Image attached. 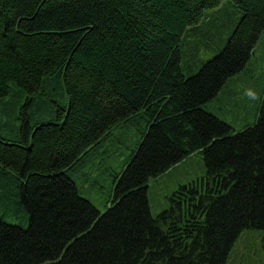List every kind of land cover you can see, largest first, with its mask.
I'll use <instances>...</instances> for the list:
<instances>
[{"label": "trees", "instance_id": "obj_1", "mask_svg": "<svg viewBox=\"0 0 264 264\" xmlns=\"http://www.w3.org/2000/svg\"><path fill=\"white\" fill-rule=\"evenodd\" d=\"M224 3L241 19L188 75L182 39ZM263 33L264 0H0V208L30 216L27 228L0 220V264H228L244 230L264 232V180L249 173L264 166V99L250 98L261 112L242 130L204 106L247 71ZM38 94L55 121L31 122ZM140 115L142 141L101 214L67 172ZM192 155L207 177L154 217L151 179Z\"/></svg>", "mask_w": 264, "mask_h": 264}, {"label": "rangeland", "instance_id": "obj_2", "mask_svg": "<svg viewBox=\"0 0 264 264\" xmlns=\"http://www.w3.org/2000/svg\"><path fill=\"white\" fill-rule=\"evenodd\" d=\"M241 16L240 10L229 3H224L220 8L209 11V18L207 13L204 21L187 32L182 39L184 42L182 55L187 60L185 68L188 75L198 73L209 59H213L224 49ZM254 56L247 71L235 79L230 78L218 96L204 106L206 111L236 130L253 124L261 112L259 102L252 104L249 100L251 97L260 102L264 99L262 89L257 92L260 87L264 88V79L261 80V85L257 83L258 74H264V33ZM248 81H250L248 88L253 96L246 93L247 91L243 93ZM49 99L38 94L30 100L32 104L28 114L33 124L57 119V106L53 107L48 102ZM53 100L60 105L63 104L61 98ZM68 102L69 97L66 94V103ZM26 104L27 101L24 107ZM49 110L52 112L49 113ZM126 124L114 129L90 151L91 153L81 159L77 166L79 172L72 173V170L67 172L76 181L81 196L90 201L101 214L107 211L109 202L114 199L116 177L123 172L125 165L139 147L142 141L141 132L147 127V120L140 115ZM205 175L207 177L206 165L202 156L198 155L163 177L151 179L148 197L152 215L157 218L170 209V198L181 185ZM0 220L27 228L30 216L20 207L10 210L4 206L0 208ZM228 264H264V232L260 229L244 230L231 251Z\"/></svg>", "mask_w": 264, "mask_h": 264}, {"label": "snow or ice", "instance_id": "obj_3", "mask_svg": "<svg viewBox=\"0 0 264 264\" xmlns=\"http://www.w3.org/2000/svg\"><path fill=\"white\" fill-rule=\"evenodd\" d=\"M262 154H264V147L261 148ZM264 164V161L261 162ZM250 178L254 180H264V166L258 167V169H249Z\"/></svg>", "mask_w": 264, "mask_h": 264}, {"label": "crops", "instance_id": "obj_4", "mask_svg": "<svg viewBox=\"0 0 264 264\" xmlns=\"http://www.w3.org/2000/svg\"><path fill=\"white\" fill-rule=\"evenodd\" d=\"M194 157H195V155H193V156L187 158L186 160H184V161L181 162L180 164H177V165L174 166L172 169H170L166 174L170 173L174 168L179 167V166H182V165H184V163L191 161ZM161 177H163V176H161ZM197 178H198V179H201V178H204V177H197ZM194 180H196V179H194ZM194 180H193V181H194ZM193 181H190L189 183H191V182H193ZM181 186H182V185H181ZM181 186H180V187H181Z\"/></svg>", "mask_w": 264, "mask_h": 264}]
</instances>
